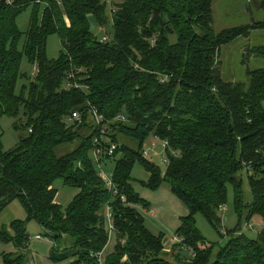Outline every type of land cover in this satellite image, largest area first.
<instances>
[{
    "label": "trees",
    "instance_id": "1",
    "mask_svg": "<svg viewBox=\"0 0 264 264\" xmlns=\"http://www.w3.org/2000/svg\"><path fill=\"white\" fill-rule=\"evenodd\" d=\"M213 1L116 0L108 8L107 0H0V119H12L19 134L8 151L0 137V214L15 200L26 214L25 221L0 229V241L15 249L2 255L3 264H28L29 221L50 236L52 264H99V253L103 264H176L168 252L182 264L180 247L191 254L185 264H264V229L256 240L230 231L218 248L205 245L194 220L201 215L218 233L231 186L238 217L246 209L248 220L264 221V69H246V83L231 82L219 57L223 47L264 31V18L215 33ZM28 8L19 50L17 18ZM259 8L264 14V0ZM90 18L101 29L111 24L109 41L93 35ZM53 35L60 50L48 59ZM23 57L35 68L31 79L20 72ZM253 58L264 60V45L248 47L242 65ZM70 73L82 89L67 87ZM20 80L28 84L17 94ZM91 108L109 123L107 137L116 145L104 161L120 156L112 170L116 195L91 159L99 131ZM74 113L80 122L68 123ZM118 116L126 121H114ZM150 136L168 144L164 173L143 156ZM76 141L73 151L55 156L56 147ZM136 163L148 175L143 187L155 191L167 184L189 212L180 219L174 237L181 243L172 250L144 224L139 210L150 205L131 185ZM244 177L250 204L244 203ZM56 181L77 191L65 209L55 203Z\"/></svg>",
    "mask_w": 264,
    "mask_h": 264
},
{
    "label": "rangeland",
    "instance_id": "2",
    "mask_svg": "<svg viewBox=\"0 0 264 264\" xmlns=\"http://www.w3.org/2000/svg\"><path fill=\"white\" fill-rule=\"evenodd\" d=\"M108 8L116 0H107ZM262 0H214L212 7L213 25L212 29L215 33H219L222 30L228 28H234L242 25H248L254 22L262 21L264 18L263 12L259 8V4ZM31 17V9L28 8L25 12L20 14L17 18L18 30L22 34V38L18 43V49L21 50L24 35L28 29L29 21ZM91 31L93 35L100 41L103 36L112 35L111 24L104 28H99L93 18H90ZM170 42L175 43V37H169ZM264 45V31H253L247 39H238L232 44L225 46L220 51V62L222 75L226 80L231 82H247L245 76L246 69H264V60L262 59H250L245 65H242V59L245 55V50L248 47ZM60 50L59 39L56 35L48 38L46 54L48 59H56ZM20 72L25 74L28 79H31L34 72V66L30 65L23 57L20 66ZM27 80L18 81L16 93L19 94L24 86H27ZM96 110V109H95ZM97 111V110H96ZM75 114V113H74ZM99 114V113H98ZM73 115V114H72ZM71 115V116H72ZM116 119V118H115ZM114 119V121H115ZM13 121L8 117H2L0 119V137L4 151L12 150L16 147L19 139V134L12 127ZM109 123H106L105 135L109 133ZM108 128V129H107ZM89 129H85L80 132L83 136L89 134ZM124 144L132 149H136L138 144L129 138H121ZM151 143L155 146L151 147ZM79 144V141L73 144H65L58 146L54 149L56 157L64 156L73 151ZM142 151L148 152V156L144 157L146 160L152 162L158 166L161 172L164 173L166 169V163L164 160L167 156L164 154L161 143L154 137H148L142 144ZM112 160L103 164V169L107 172H112L115 161ZM148 175L144 171L143 167L136 163L131 171V185L138 193V195L150 205V209L147 211L139 210L140 214L144 218V224L146 228L154 235H163L164 246L167 250L174 248L173 237L177 228L180 226V219L186 217L189 212L184 205L171 193L167 184H163L159 189L152 191L145 188L141 183L147 181ZM56 190L55 203L62 209H65L75 194L76 190L63 187L61 181H56L53 184ZM227 200L222 211H220V228L217 233L213 227L199 214L195 215L196 228L205 240L206 246L216 245L218 248L223 247L228 239V232L234 231L241 232L243 236L250 240H256L262 230L264 229L263 219L255 216L248 220V211L243 209L241 217H238L234 209V194L231 186L227 188ZM244 203L250 204L252 201V195L247 181H243L242 185ZM25 221L26 214L17 200L13 201L1 214H0V229L2 227H8L12 221ZM26 233L29 236V244L27 248L28 264H52L48 257L50 249L53 246L50 236H46L43 229L35 222H26ZM39 236V239H35ZM112 243L109 242L107 250H112ZM15 249L11 243H2L0 241V264L2 262V255L4 253H14ZM178 254L181 256L180 261L185 264L186 260L191 259V254L187 250H179ZM175 257V256H174ZM172 253L168 252V258L171 262L178 264L175 261Z\"/></svg>",
    "mask_w": 264,
    "mask_h": 264
},
{
    "label": "built area",
    "instance_id": "3",
    "mask_svg": "<svg viewBox=\"0 0 264 264\" xmlns=\"http://www.w3.org/2000/svg\"><path fill=\"white\" fill-rule=\"evenodd\" d=\"M101 41L106 42L109 41V37L108 36H103ZM35 73V68H34V72L32 74V76ZM75 75L73 73H70L67 75V87L68 88H80L82 89L83 87H81L75 80ZM72 81V83H71ZM89 114L90 117L94 123V125L96 127H98V135L95 136L92 140V150H91V159L92 162L95 166L96 172L98 177L104 182L106 189L111 192L113 195H116V190L114 188V185L112 183V172H107L103 169V164L106 166V162L104 161L106 157H110L112 156L114 150L116 149V145L111 143L110 139L105 135V130H106V123L104 122V119L101 115L98 114V112L94 109L91 108L89 110ZM68 123H72L74 121L80 122V115L75 113L73 114L71 117L67 118ZM115 121H120V122H125V118L123 116H118ZM155 138V137H154ZM156 140H158L157 138H155ZM161 143V148L164 152V154L166 155V150L168 149V144L165 141H160ZM155 144L151 143V147H154ZM174 154V152H173ZM143 156L146 157L148 156V152L143 151ZM167 159L164 160V163L167 164ZM121 201L125 202L124 197H121ZM109 218V214L107 216ZM110 228H112L110 226ZM236 235H242L241 232H237ZM39 236H36L35 239H39ZM173 243L174 244H179L181 243L179 239L173 237ZM181 250H187L185 247H180ZM188 251V250H187ZM192 256H194V254H192ZM94 257H96L98 259L99 264H103V253H99L97 255H95Z\"/></svg>",
    "mask_w": 264,
    "mask_h": 264
}]
</instances>
